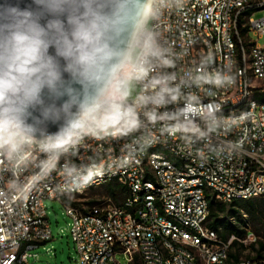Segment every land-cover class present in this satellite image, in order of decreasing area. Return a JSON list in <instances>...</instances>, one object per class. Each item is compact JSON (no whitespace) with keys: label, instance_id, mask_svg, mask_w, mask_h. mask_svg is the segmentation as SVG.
I'll list each match as a JSON object with an SVG mask.
<instances>
[{"label":"built area","instance_id":"1","mask_svg":"<svg viewBox=\"0 0 264 264\" xmlns=\"http://www.w3.org/2000/svg\"><path fill=\"white\" fill-rule=\"evenodd\" d=\"M260 10L264 0H160L145 55L125 62L120 103L134 127L0 154V264L27 263L52 238L47 198L72 217L80 264H122L119 253L128 264H227L237 237L208 225L210 196H264V44L240 29L264 38ZM111 182L127 192L120 203L73 200Z\"/></svg>","mask_w":264,"mask_h":264},{"label":"clouds","instance_id":"2","mask_svg":"<svg viewBox=\"0 0 264 264\" xmlns=\"http://www.w3.org/2000/svg\"><path fill=\"white\" fill-rule=\"evenodd\" d=\"M160 0H0V154L86 128L135 126L123 107Z\"/></svg>","mask_w":264,"mask_h":264},{"label":"rangeland","instance_id":"3","mask_svg":"<svg viewBox=\"0 0 264 264\" xmlns=\"http://www.w3.org/2000/svg\"><path fill=\"white\" fill-rule=\"evenodd\" d=\"M253 16L255 18L264 16V10L255 12ZM148 26L150 27L151 24H148ZM244 38L246 42L255 40L260 45L264 44V38H259L253 32H245ZM134 90V85L128 88V97L131 96ZM106 185L107 184L91 188L81 195L74 196L73 200L80 206H93L107 203L114 204L115 201L109 194ZM45 203L52 229V238L31 249L32 254H36V256L31 255L27 263L17 264H80L78 261L77 247L71 232L72 217L67 213L65 204L59 199L51 198H47ZM257 206H261L257 217H252L245 210L242 211L248 222L245 227L247 233L253 232L255 237L254 241H242L241 239L244 244L241 256L242 259H247L248 255L254 256L256 254L254 248L257 247L258 244L253 248L251 247L252 243L258 242L259 240L264 241V196L258 198ZM233 235L235 234H232L230 237ZM246 236L244 238H246ZM116 259L122 264H128L123 253L117 254Z\"/></svg>","mask_w":264,"mask_h":264},{"label":"trees","instance_id":"4","mask_svg":"<svg viewBox=\"0 0 264 264\" xmlns=\"http://www.w3.org/2000/svg\"><path fill=\"white\" fill-rule=\"evenodd\" d=\"M244 34L248 31L247 27H240ZM107 189L115 203H120L126 195L125 188L118 182L108 183ZM258 198L235 200L230 203L216 201L210 196V216L208 225L215 229L220 237L228 240L232 234L236 235V239L231 244V249L227 264H240L244 244L241 239L247 234V218L242 211H246L252 217H257L260 212V207L257 206ZM258 244L257 247H255ZM251 247H255L256 254L248 255L247 259L254 262H259L264 259V241L252 243Z\"/></svg>","mask_w":264,"mask_h":264},{"label":"water","instance_id":"5","mask_svg":"<svg viewBox=\"0 0 264 264\" xmlns=\"http://www.w3.org/2000/svg\"><path fill=\"white\" fill-rule=\"evenodd\" d=\"M128 85V84H127ZM127 85H126V87H127Z\"/></svg>","mask_w":264,"mask_h":264}]
</instances>
